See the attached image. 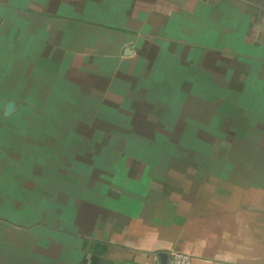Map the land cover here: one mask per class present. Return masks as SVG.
<instances>
[{
  "label": "crops",
  "instance_id": "0c3cea01",
  "mask_svg": "<svg viewBox=\"0 0 264 264\" xmlns=\"http://www.w3.org/2000/svg\"><path fill=\"white\" fill-rule=\"evenodd\" d=\"M161 253L264 264V0H0V264Z\"/></svg>",
  "mask_w": 264,
  "mask_h": 264
},
{
  "label": "built area",
  "instance_id": "2783aa9c",
  "mask_svg": "<svg viewBox=\"0 0 264 264\" xmlns=\"http://www.w3.org/2000/svg\"><path fill=\"white\" fill-rule=\"evenodd\" d=\"M191 257L182 253H173L170 255L169 264H191Z\"/></svg>",
  "mask_w": 264,
  "mask_h": 264
},
{
  "label": "water",
  "instance_id": "95a60500",
  "mask_svg": "<svg viewBox=\"0 0 264 264\" xmlns=\"http://www.w3.org/2000/svg\"><path fill=\"white\" fill-rule=\"evenodd\" d=\"M13 108H14L13 103L8 102L6 104V112H10ZM157 258L159 260L158 264H169V262H170V255L169 254L161 253V254H158Z\"/></svg>",
  "mask_w": 264,
  "mask_h": 264
}]
</instances>
